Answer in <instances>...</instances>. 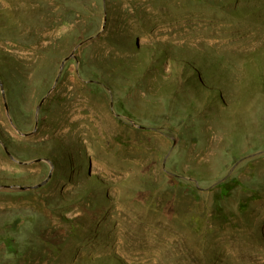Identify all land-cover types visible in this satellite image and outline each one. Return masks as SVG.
Listing matches in <instances>:
<instances>
[{
  "label": "rangeland",
  "instance_id": "374dc122",
  "mask_svg": "<svg viewBox=\"0 0 264 264\" xmlns=\"http://www.w3.org/2000/svg\"><path fill=\"white\" fill-rule=\"evenodd\" d=\"M0 264H264V0H0Z\"/></svg>",
  "mask_w": 264,
  "mask_h": 264
},
{
  "label": "water",
  "instance_id": "95a60500",
  "mask_svg": "<svg viewBox=\"0 0 264 264\" xmlns=\"http://www.w3.org/2000/svg\"><path fill=\"white\" fill-rule=\"evenodd\" d=\"M72 56H73V54L69 55V56L67 57V59L71 58Z\"/></svg>",
  "mask_w": 264,
  "mask_h": 264
},
{
  "label": "trees",
  "instance_id": "16d2710c",
  "mask_svg": "<svg viewBox=\"0 0 264 264\" xmlns=\"http://www.w3.org/2000/svg\"><path fill=\"white\" fill-rule=\"evenodd\" d=\"M233 187V186H232ZM232 187H230L229 189H231Z\"/></svg>",
  "mask_w": 264,
  "mask_h": 264
},
{
  "label": "bare ground",
  "instance_id": "6f19581e",
  "mask_svg": "<svg viewBox=\"0 0 264 264\" xmlns=\"http://www.w3.org/2000/svg\"><path fill=\"white\" fill-rule=\"evenodd\" d=\"M231 261V260H230ZM236 262V261H235Z\"/></svg>",
  "mask_w": 264,
  "mask_h": 264
}]
</instances>
